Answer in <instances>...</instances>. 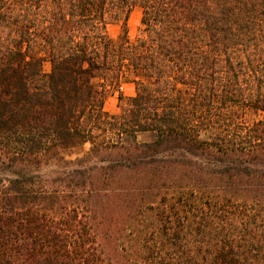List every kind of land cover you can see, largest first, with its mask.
Here are the masks:
<instances>
[{
	"label": "trees",
	"instance_id": "trees-1",
	"mask_svg": "<svg viewBox=\"0 0 264 264\" xmlns=\"http://www.w3.org/2000/svg\"><path fill=\"white\" fill-rule=\"evenodd\" d=\"M0 264H264V0H0Z\"/></svg>",
	"mask_w": 264,
	"mask_h": 264
},
{
	"label": "rangeland",
	"instance_id": "rangeland-1",
	"mask_svg": "<svg viewBox=\"0 0 264 264\" xmlns=\"http://www.w3.org/2000/svg\"><path fill=\"white\" fill-rule=\"evenodd\" d=\"M141 15H142V11H141V8L138 6L134 7L132 11L130 12L127 25H128V35L131 41H133L139 33V29L141 27V23H140ZM119 30H120V26L118 24H109L107 27V31L112 37H115L119 33ZM43 70L45 72H48L50 70V64L48 61H45L43 63ZM121 86L123 87L122 89H121ZM119 92H121L124 96L134 95L135 84L133 81V74L131 72H127V74L122 78L118 87H112L109 90L107 97L104 100V105H103V108L105 111L111 114H115L119 112V107H118ZM244 118L247 122H252V121L257 120L258 118H261V114L258 112L254 113L252 111H249L244 114ZM141 139H148V135L142 134ZM84 148L86 149L87 145H85ZM76 151L77 150H73L72 153L71 152H67V153H69L70 157H74ZM115 242L113 241L108 242L109 243L108 247L109 249H115L117 253V252H120V248ZM116 259L120 260L119 254H117Z\"/></svg>",
	"mask_w": 264,
	"mask_h": 264
},
{
	"label": "crops",
	"instance_id": "crops-1",
	"mask_svg": "<svg viewBox=\"0 0 264 264\" xmlns=\"http://www.w3.org/2000/svg\"><path fill=\"white\" fill-rule=\"evenodd\" d=\"M123 87L121 86V89H122Z\"/></svg>",
	"mask_w": 264,
	"mask_h": 264
}]
</instances>
